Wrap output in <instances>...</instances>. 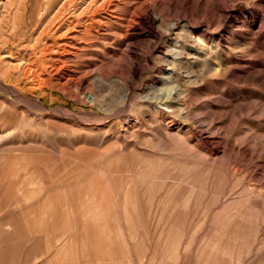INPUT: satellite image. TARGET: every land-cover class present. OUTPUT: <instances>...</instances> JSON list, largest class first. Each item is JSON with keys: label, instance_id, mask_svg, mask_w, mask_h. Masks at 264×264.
Masks as SVG:
<instances>
[{"label": "rangeland", "instance_id": "374dc122", "mask_svg": "<svg viewBox=\"0 0 264 264\" xmlns=\"http://www.w3.org/2000/svg\"><path fill=\"white\" fill-rule=\"evenodd\" d=\"M142 1L0 0V264H264V181L255 176L264 157L248 170L219 154L212 171L191 163L199 147L174 155L153 135L155 124L129 144L115 138L128 122L156 114L154 64L170 67L146 41L128 40L127 32L154 34L149 4L129 24ZM63 47L73 52L66 76L50 59ZM187 60L177 67L193 70L181 79L189 94L222 87L219 74ZM133 68L152 72L131 77ZM262 111L214 116L238 141L239 130L264 128ZM196 122L221 141L216 128ZM106 149L120 153L111 158Z\"/></svg>", "mask_w": 264, "mask_h": 264}, {"label": "bare ground", "instance_id": "6f19581e", "mask_svg": "<svg viewBox=\"0 0 264 264\" xmlns=\"http://www.w3.org/2000/svg\"><path fill=\"white\" fill-rule=\"evenodd\" d=\"M263 2V0H143L137 4L133 17L129 20V24L132 23L134 26L140 23L146 13V5L149 4L153 10L151 24L154 34L152 32L144 33L136 31L129 35L127 32L126 35L130 36L128 40L134 39L136 41L135 38H139L137 42L141 45L146 41L148 43L147 45L151 48L149 52L161 54L163 60L170 64V67L165 68L161 63L154 64L156 71L160 74L156 80H160L161 86L156 87V91L151 96L152 99L150 98L149 104L154 106L156 114L154 113L155 115L149 118L139 119L137 117L131 123L128 122L123 131L124 133L121 135L118 132L115 138L119 137L122 139L121 141L129 144L132 142L128 139L131 135L142 130V128H149L148 125L151 123L156 125L152 129L154 131L153 135L159 134L161 141L165 142V145L172 150L174 155H183V153L189 151L192 152L191 149L193 146L199 147L200 151L197 152V159L191 161L195 166L207 165L208 169L213 171L215 164L220 160L219 154H222L227 158L229 157V160L233 159L235 162L243 161L241 165H247L248 168L245 167L250 170V162L256 157H264V128L252 132L239 130L238 132L241 133V136L238 138V141L234 138L229 139V133L226 132V129L220 128L219 125L222 122L217 120V117L214 115L218 113L221 116L232 114H241L242 116L243 113L251 112L254 114L258 113L256 116L259 117L263 113ZM66 5V2L62 4L58 12H62L66 8ZM227 25L229 30L221 33L220 31ZM152 37L157 41L156 44H154ZM132 44L134 43L130 41L127 44L128 48H131ZM54 49L55 47L52 46L50 50ZM59 49L57 48V51ZM63 50L66 54H53L50 56V59L53 61L54 68L59 70L62 76H66L73 70L67 65L64 59L73 55V52L68 51L66 48ZM183 58H187L189 63L198 64L201 68L200 70L209 68L215 71L221 76L219 79H215V82L221 84L222 87L218 90H207L201 95L189 94L184 88V83L181 82V79L189 80L194 74L193 70H187L185 67L186 70L183 73L180 71L181 69H178L179 65L177 67V64ZM134 60L131 58V63ZM150 71L152 72V69L133 68L130 69V75L131 77L140 78ZM23 74L27 77V69L23 70ZM3 78H6V76H3ZM249 84L258 85L262 89L249 87ZM129 89L130 92L135 90L133 87ZM223 94H226L229 100L222 99L221 96ZM244 110L245 112H243ZM174 117L185 120L189 117L191 122L187 124L176 122ZM196 121H204L206 124L212 125V129L216 128L213 133H221V141L212 140L213 138L211 136H204L202 132L197 131V126H194ZM217 128L221 131L217 130ZM245 142L246 147H241V144ZM190 143H193V145ZM104 153L112 158L120 153V151L115 150L110 153L106 149ZM186 167L183 168L186 169ZM242 167L241 169L244 170ZM259 169L260 172L255 176L259 181H264V162ZM247 173L246 170V175ZM230 179L232 180L233 178ZM239 198L243 199L240 196ZM240 200L237 204L239 209L241 208L239 205ZM228 219L234 222L240 221V218L235 219L231 216H228Z\"/></svg>", "mask_w": 264, "mask_h": 264}]
</instances>
